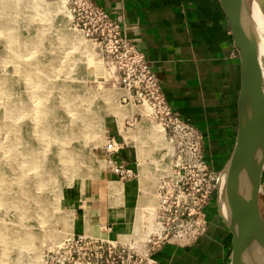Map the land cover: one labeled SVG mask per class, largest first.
<instances>
[{
  "label": "rangeland",
  "instance_id": "obj_1",
  "mask_svg": "<svg viewBox=\"0 0 264 264\" xmlns=\"http://www.w3.org/2000/svg\"><path fill=\"white\" fill-rule=\"evenodd\" d=\"M71 13L70 0H0V264H43L46 250L74 230L70 199L82 194L84 204L90 201L88 187L105 168L102 143L113 120L134 159L138 146L145 149L139 205L155 199L166 170L162 157L165 172L170 167L172 148L165 138L160 149L151 140L147 129L157 125L146 106L121 102L110 58L76 28ZM129 107L131 114H121ZM134 112L142 115L125 124ZM96 118L98 130L91 131ZM135 206L134 196L132 211Z\"/></svg>",
  "mask_w": 264,
  "mask_h": 264
},
{
  "label": "crops",
  "instance_id": "obj_2",
  "mask_svg": "<svg viewBox=\"0 0 264 264\" xmlns=\"http://www.w3.org/2000/svg\"><path fill=\"white\" fill-rule=\"evenodd\" d=\"M93 1L107 9L148 58L169 104L201 130L209 164L223 169L234 147L241 81L239 57L220 0ZM116 128L114 120L106 125L109 133H116ZM122 157L134 158L130 148ZM110 178L103 169L88 187V204L82 194L70 199L76 232L99 233L104 224H111L113 232L123 231L131 223L133 184H126L122 197V185L120 191H110L109 183L119 184ZM259 200L263 211L264 184ZM208 211L207 230L196 242L183 247L164 244L153 253V264H226L229 232L215 205Z\"/></svg>",
  "mask_w": 264,
  "mask_h": 264
},
{
  "label": "built area",
  "instance_id": "obj_3",
  "mask_svg": "<svg viewBox=\"0 0 264 264\" xmlns=\"http://www.w3.org/2000/svg\"><path fill=\"white\" fill-rule=\"evenodd\" d=\"M70 3L76 28L110 58L123 90L121 102L145 105L152 121L163 129L172 151L169 170L156 182L153 204L139 205L142 190L137 184V159L122 157L129 143L120 127L116 133L106 132L102 149L110 180L122 186L137 185L131 223L116 232L111 224L102 225L99 233L72 230L46 250L43 264H153V253L164 244L183 247L206 232L208 207L217 206L222 170L209 164L201 130L172 108L162 91L160 77L119 22L93 0ZM141 115L133 113L125 118V124L133 126Z\"/></svg>",
  "mask_w": 264,
  "mask_h": 264
},
{
  "label": "water",
  "instance_id": "obj_4",
  "mask_svg": "<svg viewBox=\"0 0 264 264\" xmlns=\"http://www.w3.org/2000/svg\"><path fill=\"white\" fill-rule=\"evenodd\" d=\"M220 2L239 57L241 82L234 147L221 172L217 213L230 237L226 264H249L256 245L261 242L264 246V218L259 200L264 184V59L249 29L247 0ZM251 132L253 153L245 145ZM232 173L240 182L235 191L224 187L229 178L231 182Z\"/></svg>",
  "mask_w": 264,
  "mask_h": 264
},
{
  "label": "bare ground",
  "instance_id": "obj_5",
  "mask_svg": "<svg viewBox=\"0 0 264 264\" xmlns=\"http://www.w3.org/2000/svg\"><path fill=\"white\" fill-rule=\"evenodd\" d=\"M246 17H248L249 29L251 31V35H253L255 44L257 46L258 53L261 56V59H264V0H252L249 8L247 9ZM69 36L72 38V40H75L78 42L82 41L80 35L76 31H72V33ZM85 48L89 50L90 46L87 44V45H85ZM132 111H133V108H131V107H129L128 109H123V110L121 109L120 110V112H122V114H124V113L125 114H131ZM145 111H148L147 107H146ZM94 121H95V119H94ZM94 121L91 124H94V125L96 124V126H93V128H92V125H91V129H89L91 131L94 128H96L95 130H98V126H99V125H97L98 119L96 118L95 123H94ZM83 124H84V121H83ZM147 131L150 134L151 140L152 139L154 140V144H155V146H157L156 148L160 149L161 147L159 146L158 143H161L163 140V137H164L163 129H161L159 126H157V128L147 129ZM253 138H254L253 133L251 132L250 134L247 135L246 140H245V145L250 148V151L252 153L254 150ZM144 153H145V149L142 148L141 145L138 146L137 147V159H138L139 163L137 164V167L141 168V174L142 173L144 174V172L146 173V171L144 169V166H145V162H144L145 155H144ZM160 157H161V155H160ZM162 161L163 162L161 165L162 166L161 169L166 168V170H167V166H166L167 163L164 162L163 157H162ZM166 170L160 171V174L164 173ZM230 177H231L232 183L230 182V178H229V181L227 180L224 187L230 191H235L236 189L238 190L240 182L238 181L237 175L235 176V174L232 173ZM112 189L114 191H120L121 187H119L118 185H114V186H112ZM87 233L90 234L91 230H87ZM249 264H264V246L261 242H259L256 245L255 251L252 253V256L249 260Z\"/></svg>",
  "mask_w": 264,
  "mask_h": 264
}]
</instances>
